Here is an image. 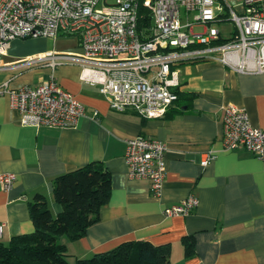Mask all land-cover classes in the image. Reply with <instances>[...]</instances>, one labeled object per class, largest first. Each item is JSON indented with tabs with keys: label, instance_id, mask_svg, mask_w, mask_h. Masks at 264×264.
Returning <instances> with one entry per match:
<instances>
[{
	"label": "crops",
	"instance_id": "0c3cea01",
	"mask_svg": "<svg viewBox=\"0 0 264 264\" xmlns=\"http://www.w3.org/2000/svg\"><path fill=\"white\" fill-rule=\"evenodd\" d=\"M76 37L15 40L1 57L6 69L0 83L12 89L35 86L53 76L83 105L85 116L75 127H32L20 124L8 99L0 96V173L14 174V188H0L1 243L34 231L29 205L40 195L56 216L53 181L91 163L108 171L111 192L98 221L84 236L57 239L69 259H87L128 241L170 246V264H264V159L239 148L222 147L223 110L244 109L253 127L264 129V74L244 75L218 61L177 66L178 100L163 118L145 119L130 110H111L95 78L72 64L51 69L27 63L49 52L78 53ZM9 67V69H7ZM96 114V116H93ZM138 136L167 146L166 172L159 198L147 180L128 177L125 142ZM215 158L202 166L206 153ZM193 195L198 207L186 217H166L163 210ZM194 238L186 257L182 239Z\"/></svg>",
	"mask_w": 264,
	"mask_h": 264
},
{
	"label": "built area",
	"instance_id": "2783aa9c",
	"mask_svg": "<svg viewBox=\"0 0 264 264\" xmlns=\"http://www.w3.org/2000/svg\"><path fill=\"white\" fill-rule=\"evenodd\" d=\"M140 4L150 23L138 32ZM229 20L237 31L223 40L212 25ZM60 37L78 38L80 51L49 52L27 63H47L52 70L77 65L95 75L91 82L100 85L111 110H130L145 119L163 118L177 101L176 68L182 63L215 60L239 74H264V0H0V61L15 40ZM4 69L0 62V72ZM0 96L23 126L71 128L86 115L53 76L19 89L2 82ZM223 115V149L241 148L264 159V129L253 127L244 109L227 106ZM166 152V143L154 138L125 142L128 177L147 180L155 198L165 182ZM214 158L206 153L201 165ZM15 180L14 174L0 173L1 190L11 191ZM198 204L190 195L163 214L186 217ZM4 227L0 222V240Z\"/></svg>",
	"mask_w": 264,
	"mask_h": 264
},
{
	"label": "trees",
	"instance_id": "16d2710c",
	"mask_svg": "<svg viewBox=\"0 0 264 264\" xmlns=\"http://www.w3.org/2000/svg\"><path fill=\"white\" fill-rule=\"evenodd\" d=\"M137 18L138 32L149 26V12L141 4ZM110 192V174L96 163L57 176L52 194L54 201L62 206V212L53 216L46 199L36 196L29 205L34 231L30 235L13 237L7 244L0 242V264H69L67 248L57 239L63 236L72 241L82 238L86 229L98 221L100 209L108 203ZM194 244L193 237L182 239L186 257L194 254ZM73 264H170V246L128 241L108 252L75 259Z\"/></svg>",
	"mask_w": 264,
	"mask_h": 264
},
{
	"label": "rangeland",
	"instance_id": "374dc122",
	"mask_svg": "<svg viewBox=\"0 0 264 264\" xmlns=\"http://www.w3.org/2000/svg\"><path fill=\"white\" fill-rule=\"evenodd\" d=\"M103 5V3L100 4V6ZM212 27L218 29L221 33V38L224 40L229 39L233 36V34L237 31V26H235L234 22L232 21H226L224 24H214ZM196 31H202L201 28H197ZM68 261V259H67ZM69 264H73V261L69 259Z\"/></svg>",
	"mask_w": 264,
	"mask_h": 264
}]
</instances>
